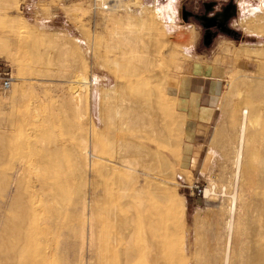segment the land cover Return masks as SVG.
Masks as SVG:
<instances>
[{"label": "rangeland", "instance_id": "1", "mask_svg": "<svg viewBox=\"0 0 264 264\" xmlns=\"http://www.w3.org/2000/svg\"><path fill=\"white\" fill-rule=\"evenodd\" d=\"M260 1L122 2L129 8L113 6L114 14L122 19L111 23L108 11L114 1L102 9L95 8L92 0H0V67L7 68L13 77L10 88H0V135L7 148L13 149L12 158L22 162L24 188H30L43 173L64 176L59 191L47 195L38 190L32 195L37 203L50 198V206L57 210L53 214L50 208L39 206L35 221H52V225L67 222V230L61 233L73 235L70 241L78 245L81 208L87 199L97 247L102 230L128 212L126 205L133 199L130 195L143 201L141 207L145 209L154 191L165 189L167 197L159 204L161 209L167 211L171 203H183L184 211H174L166 224L158 260L162 264H214L215 255L225 245L229 196L236 193V214L243 205V221H247L240 244L242 260L253 262L250 257L256 250L264 252V161L261 165L257 159L264 151V92L256 98L262 114L248 131L263 135L257 139L255 155L245 158L236 180L233 174L234 133L243 104L232 94L242 88L243 78L258 81L257 88L264 91V69H260V62H264V21L249 12ZM144 8L155 21L127 31L121 24L125 16L137 21ZM133 52L140 55L139 60H132L138 76H131L126 69V59ZM120 53L126 58L121 59ZM166 74V82L160 87L163 95L169 96L165 109L157 108L153 113L145 110L144 115L130 111L136 126L123 133L136 144L133 154H125L138 170L139 179L134 183L117 170L106 168L125 148L104 130L106 111L100 98L126 79L129 85L121 90L123 95L134 92L133 85L140 81L146 88L158 86V76ZM205 77H215L219 84V108L211 126L199 128V144L189 145L186 115L180 112L176 99L201 89ZM59 86L64 91L57 97L53 90ZM77 88H82L78 108L68 98ZM92 128L101 132L98 151L102 161L85 166L70 147L88 136ZM51 144L62 149L53 156L55 167L50 169L44 151ZM139 147L149 153L138 155ZM7 163V158H0V167ZM206 188L213 193L205 196L202 191ZM198 212L204 214L200 220L195 218ZM62 242L64 236H59L49 264H83L90 257L88 253L94 254L95 248H85V252L79 245L67 253ZM153 258L146 249L145 264H152Z\"/></svg>", "mask_w": 264, "mask_h": 264}, {"label": "bare ground", "instance_id": "2", "mask_svg": "<svg viewBox=\"0 0 264 264\" xmlns=\"http://www.w3.org/2000/svg\"><path fill=\"white\" fill-rule=\"evenodd\" d=\"M135 1L136 0H114V3L111 4L112 6L108 11V20L111 23H115L118 19H122L120 16L114 14L115 10L112 8L113 6H117V9L122 8L125 10L129 7L124 6L122 2L132 3ZM104 3L105 1L101 2L102 5ZM169 6L171 8V5ZM107 8L109 7L106 6V9ZM249 12H251L252 16L258 17L264 21V0H261L257 6L251 7ZM171 16L169 15V18L173 19ZM153 18L154 16L147 11V8H144L139 20L137 19V21H135L131 15H127L123 23L120 22L122 20L119 22L125 25L124 27H126L127 31H131L133 28L140 25L152 24L155 21ZM11 26L13 27L15 25L10 24V27ZM119 56L121 59L126 58V54L124 53H120ZM138 58H140V55H134L133 52L131 58L126 59L128 64L126 69L131 76H138L139 74L136 72L137 69L133 68L134 65L132 62V60L136 61ZM259 58H262V55H259ZM260 64V69H264V62L261 61ZM166 76L167 74L159 75L158 86L153 85L150 88L142 86L143 83L140 81L138 85H133L132 90L134 92H131L129 95H123L121 94V90L129 85L126 79L124 84L107 89L100 98L106 111V116L102 120L103 128L107 134L109 133V137H112L115 143L123 145L125 148L124 153L121 151L118 152L119 150L117 149L118 155L115 154L117 159L110 160V164L106 168L111 171L117 170L121 175H125L126 178H129V181L131 179L134 180V183L139 179L138 170L131 166V162L127 159L125 154H133L134 151L132 152V149L136 144L131 139L125 138L123 133L136 126L135 118L129 116L130 111L144 115L145 110H149L153 113L157 108L162 110L165 109V104L167 105L169 102V96H164L160 87L163 81L166 82ZM125 77L126 76L122 78ZM132 81L133 80H131V82ZM241 85L242 88H246V90L243 91L242 88L237 89L232 94L235 95L236 100H241L243 104V107L239 110L236 131L234 133L235 147L233 164L235 170L233 174L235 180L238 178L239 173H241L240 170L243 168L242 166L245 158L250 154L255 155L257 139L263 135V132L250 135L248 131L249 127L258 122L262 114L256 106V98L264 91H260L257 88L260 84L255 80L243 78ZM82 86L83 85H81V87ZM60 87L61 86L57 87V89ZM57 89L53 90L55 91L54 95L58 97V95L61 94L62 96L64 90ZM81 89L82 88H77L68 94L69 101L71 100L74 102L73 105L76 108L80 106L78 102H80ZM229 91L230 90H228V92ZM225 107L227 108V106ZM228 107H230V105ZM68 123L69 121H67L66 124L68 125ZM136 129L137 128H135V130ZM100 133L98 128H92V132L88 136L81 138L80 141L73 143L70 147L71 152L82 158L85 166H91L94 163L98 164L99 161H102V156L98 151L99 147H101V141L99 140ZM116 146L115 149L117 148ZM139 148L141 150L138 155H142L145 152L149 153L148 150L145 151L142 147ZM261 148L264 147L261 146ZM61 149L62 146L59 144H51L45 147L44 152H46L47 155V158H45L47 162L46 167L50 169L55 167L53 156ZM11 155H14L13 149L7 148L4 137L0 135V158L8 159V163L0 167V264H49V256L52 249L57 250L56 245L58 244L59 236H64V242L62 243L67 247V253L70 252V248L74 250L77 244L70 241L73 235H67L64 232L63 234L61 233V230H64V228L67 230V222L52 225V221H35V211L39 206L45 209L50 208L53 214L54 212L56 213L57 210L55 207L50 206V198L45 197L37 203L32 199V195L38 190L47 195H50L51 192L59 191L62 187L64 176L43 173L35 179V184L30 188H24L22 186L24 182V168L22 162L16 158H12ZM257 157L259 160L258 162L260 164L263 163L264 151L260 152ZM260 170L262 171L263 168ZM135 189L133 188V190ZM134 192L135 191L132 192L133 195H136ZM211 193L213 192L210 188L204 189L205 196H209ZM153 195L154 198L152 202L145 209L141 207L143 201L141 203L139 198L130 195L133 199H131V201L129 200L132 203H127L126 205L128 212L120 217V221H113V226L110 228L105 227V229L102 230L98 238L97 247H95L90 201H87V199L83 201L84 203L81 208L83 220L79 221L78 225V236L80 237V244H78L79 249L84 250L87 248L90 250L91 248H95L93 249L94 254L88 253L90 257L88 260L83 261V264H145L146 249L152 252L154 257L152 264H162L158 260V250L163 248L164 245L167 231L166 224L173 218L174 211H184V205L183 203H171L169 209L164 211L159 204L164 202L167 197V191L157 188ZM229 197L230 202L227 208V218L224 223L225 245L223 250L215 255L214 264H264L263 251L256 250L251 257L249 256L252 258L253 262L248 260L245 262L242 260L240 244L244 234V226L247 224V221H243L244 213H242L243 210L241 209L243 208L242 203L240 204L242 206L238 209V214H236V193H230ZM134 199L135 201H133ZM87 210H89V214H87ZM203 216L204 214L198 212L195 218L200 220ZM66 259H68V257H66ZM75 259L77 260V258Z\"/></svg>", "mask_w": 264, "mask_h": 264}, {"label": "crops", "instance_id": "3", "mask_svg": "<svg viewBox=\"0 0 264 264\" xmlns=\"http://www.w3.org/2000/svg\"><path fill=\"white\" fill-rule=\"evenodd\" d=\"M175 16H177V11ZM214 78L207 77L206 79L205 77L203 83L200 85L201 89L192 90L186 96H177L176 103L180 108V112L186 115V128L191 134L189 145L199 144L196 140V138H198L197 134L199 128H203L204 130L209 128L216 109L219 108V98L221 94H219V84L216 78ZM191 154L193 157V152Z\"/></svg>", "mask_w": 264, "mask_h": 264}, {"label": "built area", "instance_id": "4", "mask_svg": "<svg viewBox=\"0 0 264 264\" xmlns=\"http://www.w3.org/2000/svg\"><path fill=\"white\" fill-rule=\"evenodd\" d=\"M105 1V3L102 5L101 2ZM114 0H92L93 6L95 8L101 7L102 9H106V6H110V2H113ZM13 81V77L11 75V72L8 71L7 68L0 67V88L2 89H8L11 87ZM199 192L201 190H198ZM204 193V189L202 191Z\"/></svg>", "mask_w": 264, "mask_h": 264}]
</instances>
